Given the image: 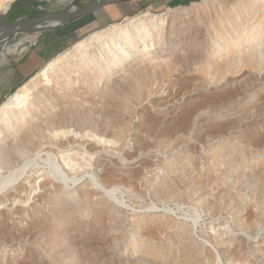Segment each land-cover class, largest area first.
I'll list each match as a JSON object with an SVG mask.
<instances>
[{
  "label": "rangeland",
  "instance_id": "1",
  "mask_svg": "<svg viewBox=\"0 0 264 264\" xmlns=\"http://www.w3.org/2000/svg\"><path fill=\"white\" fill-rule=\"evenodd\" d=\"M92 1L15 0L0 23ZM136 13L85 29L45 64L98 33L45 85L52 100L81 113L67 128L79 137L66 162L54 153L49 166L85 179H55L51 205L46 188L19 204L7 198L12 188L0 193V221L15 220L14 234L0 229V264H264V38L248 45L262 51L263 72L242 60L245 23L264 31V0H197ZM49 32L13 34L0 44V60L38 47ZM20 41L21 55L3 53ZM111 78L119 97L103 107L96 93ZM29 117L49 126L44 113ZM171 126L178 131L164 135ZM0 127L11 141L12 130ZM102 131L122 146L102 141L92 149ZM101 154L116 160L115 171L94 164ZM58 206L65 210L52 211ZM41 218L45 226H31Z\"/></svg>",
  "mask_w": 264,
  "mask_h": 264
},
{
  "label": "bare ground",
  "instance_id": "2",
  "mask_svg": "<svg viewBox=\"0 0 264 264\" xmlns=\"http://www.w3.org/2000/svg\"><path fill=\"white\" fill-rule=\"evenodd\" d=\"M14 1L15 0H0V14L7 13L11 9V5ZM114 1L115 0H111L110 4H115ZM59 22H61V20L50 19L48 21L39 22L34 26L36 30L48 29ZM245 25V43L247 47L246 50H244L242 60L246 67L253 68L255 67L254 64H256L255 69L260 75L263 72V70L259 69L261 67L260 60L263 59L262 51L251 50L248 45L255 44L256 41H259L257 40L259 38H264V31L254 32L251 31V24L248 26L245 23ZM7 30L8 24H0V33ZM96 34L98 33L95 32L79 41L74 45L71 52L75 53L91 48V40ZM26 50L27 47H23V42L21 41L16 44L7 42L3 52L5 55L20 54ZM71 52L65 53L61 57L45 65L36 76L20 87L0 106V123L12 130V134L10 135L12 139L11 141H7L9 136L1 138L5 133L3 134V129L0 127V193L12 188L13 190L7 195V198L11 200L12 204L30 202L37 196L38 192L46 188L45 191L47 193L45 195L48 197L49 204L51 205L53 201L50 198V191L52 190V185L56 182L55 179L66 185L76 184L85 179V176L79 178L72 177L64 165L52 168L48 163L54 153L62 156L66 162L65 154L68 152L70 145L76 142L79 137L78 132H75V135L72 137L70 134L71 132L67 130L71 122L81 115L79 109L72 106L68 101L56 100V98L52 100V96L46 93L47 88L45 87V85L54 81V74L57 70L61 69L62 71V67L67 69L68 65H66L67 63L65 60ZM221 73L223 72L221 71ZM109 82L110 84H108ZM114 82L115 81L111 78L106 84L99 88V91L96 93L103 107L110 106V104L114 103L119 97L118 92L113 88L115 86ZM40 100L43 101L40 102ZM68 103L69 105H67ZM43 108L49 109L43 112ZM93 109L97 110L96 107H93ZM48 110L50 113H48ZM71 110L79 113V115L73 114L71 116ZM43 113L44 120H47L49 126H43L40 123L41 120L38 118L34 117V119L29 117L30 115L40 116V114ZM151 122L153 126L149 125L150 130H152V127L154 128V126L156 127L159 125V123H157L158 120ZM47 128H51L52 130L49 135L46 134ZM176 131H178L176 126H171L166 130L162 129L163 134H167L168 136H173ZM111 134V132L107 133L102 131L94 135L95 139H97L93 140L94 145L92 149L98 148L100 145L99 142L102 141L106 144L119 142L121 147L122 143L115 138L110 136H108L110 137L108 140L105 138L107 135ZM81 136L83 135H80V137ZM94 164L97 167L115 171L116 160L110 158L106 154H101V156L95 160ZM94 182L99 189L113 196L115 195L113 189L100 185L97 179L94 178ZM2 204L3 202L1 201L0 205ZM56 208L60 211L65 210L63 206H58L52 207V211H55ZM22 215L26 217L27 214ZM46 224V218H41L38 221H33L31 226L34 228H41ZM14 225L15 220L13 218L10 219L8 216L0 221V229H7L6 231L12 234L14 233L9 227L12 228Z\"/></svg>",
  "mask_w": 264,
  "mask_h": 264
},
{
  "label": "crops",
  "instance_id": "3",
  "mask_svg": "<svg viewBox=\"0 0 264 264\" xmlns=\"http://www.w3.org/2000/svg\"><path fill=\"white\" fill-rule=\"evenodd\" d=\"M194 1L197 0H126L125 2L120 0L94 13L53 28L54 33L49 32L43 36L44 38L38 47L32 48L17 58H6L5 60L2 58L0 60V102L44 67L66 42L78 38L85 29L107 19L115 20L124 16H126L125 18L130 17L129 15L142 10L144 6H162L168 3L184 4ZM53 29H49V31Z\"/></svg>",
  "mask_w": 264,
  "mask_h": 264
},
{
  "label": "water",
  "instance_id": "4",
  "mask_svg": "<svg viewBox=\"0 0 264 264\" xmlns=\"http://www.w3.org/2000/svg\"><path fill=\"white\" fill-rule=\"evenodd\" d=\"M118 1L120 0H115L114 2H118ZM110 2L111 0H93L91 3L83 7H80L78 5H71L68 9H63L56 12L44 13L43 15L25 20L24 22L21 23H8V30L3 33H0V44L7 41L13 34H19L21 32L36 30V27L34 25H36L39 22L48 21L50 19L61 20V22L53 25L48 29L40 28L41 30L53 29L58 26L67 24L77 18L94 13L109 5Z\"/></svg>",
  "mask_w": 264,
  "mask_h": 264
},
{
  "label": "trees",
  "instance_id": "5",
  "mask_svg": "<svg viewBox=\"0 0 264 264\" xmlns=\"http://www.w3.org/2000/svg\"><path fill=\"white\" fill-rule=\"evenodd\" d=\"M82 0H76V4H78V5H81V2ZM39 3V2H38Z\"/></svg>",
  "mask_w": 264,
  "mask_h": 264
}]
</instances>
